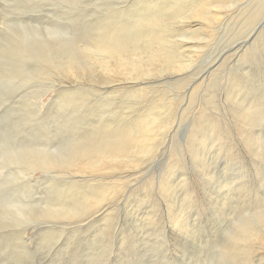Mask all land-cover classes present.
<instances>
[{
  "label": "rangeland",
  "instance_id": "rangeland-1",
  "mask_svg": "<svg viewBox=\"0 0 264 264\" xmlns=\"http://www.w3.org/2000/svg\"><path fill=\"white\" fill-rule=\"evenodd\" d=\"M131 2L0 0V264H264V239L239 237L246 227L264 229V48L252 54L251 42L264 32V0H224L220 21H189L188 31L212 37L171 38L175 50L184 43L195 52L178 58L175 51L179 62L170 65L180 70L158 63L142 76L106 77L78 44L96 33L98 19ZM136 11L123 23L136 21ZM243 42L241 59L219 62ZM42 52L53 58L43 77L36 73ZM69 58L87 74L62 75ZM64 91L80 95L66 104ZM87 109L96 115L78 119ZM149 110L168 116L158 120ZM134 113L157 127L149 150L129 154L133 168L112 176L122 186L85 219L71 217L84 209L78 191L92 189L89 175L76 185L64 166L75 134L91 131L94 121H132ZM36 156L58 167L27 168Z\"/></svg>",
  "mask_w": 264,
  "mask_h": 264
},
{
  "label": "bare ground",
  "instance_id": "bare-ground-1",
  "mask_svg": "<svg viewBox=\"0 0 264 264\" xmlns=\"http://www.w3.org/2000/svg\"><path fill=\"white\" fill-rule=\"evenodd\" d=\"M158 1L159 2L152 4L153 0L151 1L133 0V2L130 3L128 10L120 11L118 13H112L111 15H107L103 18L98 19V21L94 23V27L97 26L98 30H95L96 33L93 32L90 35V38H88V42L84 43V45L78 44L79 46L77 50L80 52V54L79 53L77 54L84 57L94 58V62L100 65L101 72L104 75H106V77L124 76L127 72H129L131 76L134 75L142 76L145 74H149L155 70H158L157 67L159 66L162 68L161 70H163L164 65L167 66L165 67V69L171 68L172 65L170 64L172 62L173 63L179 62L177 57L181 58L182 56H186V54L193 55L195 53V52H190L191 48L187 50L184 43H182L181 45H177L175 50V48L172 46L171 38L176 37L184 42L192 41L195 39L198 40L200 39V37L204 39H210L212 37V33L208 32L209 35L203 31H202L203 33H201L200 31L198 33H192L186 29V26H189L191 20L194 18L195 21L200 20L201 22H205L209 24H214L215 22L220 21L222 17V13L220 12L221 11L220 9L223 8L225 4L224 0H218V1L174 0L175 3L177 2L179 4V9H175L176 7H173L175 4L173 0H158ZM192 6L194 7V9L192 8L190 9V7ZM133 10H137L136 12H140L139 13L140 16L137 17L138 20L136 19V21L134 22L132 21L131 23H123V19H124L123 16L126 15L127 13L132 12ZM170 21L173 22V24L174 23L177 24L178 27L174 28V30L171 29V27L169 26ZM201 24L202 23L199 22L198 25ZM206 26L207 28L209 27L208 25ZM251 42H252V50H253L252 54H254L255 50L258 47L264 48V32L258 34L257 36H253ZM247 44L248 42H243L241 43V45L240 44L237 45L233 55L227 58H221L219 59V62L222 60L225 61L227 59H232V58H238V60L241 59L242 56H240V52H242V50L246 47ZM175 51L178 52L177 57L175 55V53L177 52ZM29 53L31 52L29 51ZM48 53L46 54H44L43 52L41 53L40 66L36 72L42 77L45 75L48 76L51 73L53 67L52 64L53 58L52 56L48 55ZM158 63L159 66L157 65ZM182 67L183 66H180L179 68H174V67L172 68L180 70ZM130 69H132L131 72ZM88 71L89 69L77 66V62H75V60L73 59H70L68 60V63L63 65L62 69L60 70V73L66 77L67 76L73 77L78 74H83V73L87 74ZM26 74H27L26 71H23V75L26 76ZM9 77L12 76L9 75ZM232 83L236 87L242 85V83L239 80H234L232 81ZM69 92L70 93L67 94L66 91H64L62 94L64 98L66 97V101H65L66 104H71L75 102L78 96L80 95L78 92L75 91H69ZM82 99L83 97H80V100ZM78 107L80 106L78 105ZM133 112L128 114H124V113L123 114L131 115ZM166 112H167L166 110H163L162 113L156 112L153 114L152 111L149 110L147 113L149 117L155 115L157 119L160 120L162 116L164 117L168 116V113ZM93 113L95 114L93 110L87 109L86 111H84V113H81L78 119L86 120L89 118V116H93ZM133 115L134 117L132 121L119 120V121L107 122V123H99V122L94 123L96 122L94 121L90 123L91 131H89L88 133L84 132L83 134L82 133L75 134L74 137L76 139L74 138L75 139L73 141L74 143L72 144L71 149H69L71 150L70 151L71 156H68V158L70 159L64 165L66 166V168L65 167L63 168H65L66 170L68 169V171H70V173L72 174L71 176L72 178L71 177L70 178L72 179V182L75 183L76 185L78 183L84 184L83 181L85 179L84 175H89L90 178L88 179V181L85 182L86 185L85 184L84 185L85 186L91 185L92 189L91 191H86V193L82 192L81 190L78 191V194L80 195V197H82L81 199L84 201L83 203H85L86 206L84 205V209H81L79 212H76L75 210L76 212L75 214H71L72 213L71 212L70 213L71 217L84 218L88 216L89 207H91L93 204L95 206L97 204L101 205V203L106 200L105 196L108 194L109 190H111L112 188L114 189L116 187H121L123 184L122 182L113 181L115 179L122 180L120 179L121 177H112V176L119 175L121 173L120 171L127 170L126 168L128 169L133 168L132 165L133 163L131 160L133 158L129 159V154H134V153L144 154L146 151L149 150V145L147 146V144L153 141L152 137L156 135L157 127L148 126V124L145 121V117L139 115L138 113H134ZM247 119L248 118H245L243 121H241V115L239 114V118H238L239 122L251 126L252 122H249ZM79 131L80 130L78 129V132ZM24 155L22 156V158L24 157ZM36 157L34 159L27 160V163L29 162L28 165L30 164V167L27 168L30 169L33 167L34 168L58 167V165L53 163L54 161L52 160V157L51 160L50 158L40 159L38 158V156ZM40 157L42 158V155ZM20 160H22L21 157H19V160H17V163L19 162L18 164L21 163ZM22 165L23 163L19 165V167H21ZM80 174L83 175L80 176ZM89 183H93L94 185ZM55 186L57 187V185ZM88 187L90 190L91 187L90 186ZM79 195L75 199H78ZM56 202H58V200ZM83 203H81L82 207H83ZM103 206H105L104 208L105 210L103 211V213L100 214V216L105 212H107L108 209L110 208V206L107 204ZM65 209L63 208L61 215L68 216L69 213H67ZM83 221L85 222V220ZM262 228H264V225ZM242 234L243 235L239 237L248 240H258L262 242V240L264 239L262 236L264 235V229L259 230L256 228H252V231H249L246 227L242 229ZM238 247H232L229 250V252L235 257L241 255L239 253ZM243 252L247 255V257L249 255L250 258V254H251L250 249ZM246 255L244 257H246Z\"/></svg>",
  "mask_w": 264,
  "mask_h": 264
}]
</instances>
